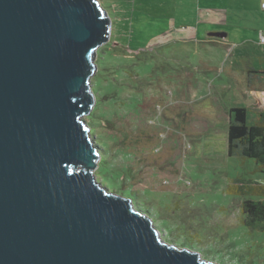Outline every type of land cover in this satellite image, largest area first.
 I'll return each mask as SVG.
<instances>
[{"label": "rangeland", "instance_id": "obj_1", "mask_svg": "<svg viewBox=\"0 0 264 264\" xmlns=\"http://www.w3.org/2000/svg\"><path fill=\"white\" fill-rule=\"evenodd\" d=\"M96 1L112 25L109 38L97 52L110 44L107 51L121 57L119 37L111 36L113 24L121 25V18L128 17L122 24L125 44L121 46H138L144 52L151 42V51L139 57L148 59L143 66L145 78L115 81L116 87L122 86L116 98L127 102V108L112 103L113 92L106 97L113 83L105 84L106 72L94 78L96 53L91 77L96 101L83 118L95 144H101L100 135L118 138L110 144L112 162L122 158L119 150L132 156L126 164L134 178L127 185L138 195L133 198L135 210L153 220L165 243L196 252L207 262L264 264V232L250 230L242 212V203L249 197L264 200L262 195L248 193L252 184L264 185V173L254 160L227 154L230 109L248 108L251 125L258 116L250 104L256 101L262 108V95L253 96L250 88L264 89V73H258L264 69V43L255 32L264 19V9L248 0ZM198 8L203 13L207 8L223 13L220 26L202 21L195 40L189 37V29L177 32L175 26L191 23L193 10ZM239 23L248 26L247 30L236 27ZM215 30L229 34L224 45L205 39L206 31ZM139 99L146 106L133 109ZM115 113L126 116L115 117L108 125L105 120ZM99 163L96 180L109 192L130 198L128 192L119 190L122 186L109 170L98 171ZM237 180L245 185V194L231 190Z\"/></svg>", "mask_w": 264, "mask_h": 264}, {"label": "water", "instance_id": "obj_2", "mask_svg": "<svg viewBox=\"0 0 264 264\" xmlns=\"http://www.w3.org/2000/svg\"><path fill=\"white\" fill-rule=\"evenodd\" d=\"M111 26L96 0H0V264H214L95 178L83 118Z\"/></svg>", "mask_w": 264, "mask_h": 264}, {"label": "trees", "instance_id": "obj_3", "mask_svg": "<svg viewBox=\"0 0 264 264\" xmlns=\"http://www.w3.org/2000/svg\"><path fill=\"white\" fill-rule=\"evenodd\" d=\"M111 2L115 0H110ZM126 8H129L127 3H131V1L125 2ZM124 4V3H123ZM127 10V9H125ZM196 9L193 10V18L190 20L191 23L189 24H183V22H180L179 25H176V29L179 28L181 32L189 28L190 26L195 23L196 19ZM186 13H190L186 11ZM122 14V12L120 13ZM128 19L127 18H121V25L120 22L117 26L113 24V32L111 36H114L117 34L119 37V41H116L117 44H119L118 51H122L121 57H118L114 55V52L107 51L109 50L108 47L110 44H107L101 49V51L97 52V66H98V72L95 79L100 76L101 72H106V83L109 84V82H113L111 84L112 89L107 92L106 97L112 96V92L114 94V100L112 101L113 104H119V105H125L127 102H124L122 100H119L116 98L117 92L120 88L116 87L115 81L119 80L121 77H125L126 80L129 82V79H132L133 82L136 80H140L141 78H145V66L148 64V59L143 57L142 59L139 58L142 54H147L148 51H151L149 47L151 46V42L149 43L148 48L144 52H140L138 50V46L127 47V46H121L122 44H125V32L122 28V24ZM186 21V19H184ZM188 21V20H187ZM121 28V30H120ZM122 33L123 35H120ZM135 48V49H134ZM129 52V53H128ZM126 53L128 55H126ZM130 53H133L134 55H130ZM131 57H134L131 59ZM118 59V61H116ZM133 60V61H130ZM111 67L113 69L111 70ZM111 70V71H110ZM108 71H110L112 74H109L108 78ZM189 77V76H187ZM95 81V80H94ZM139 82L136 83V86L138 87ZM136 87V88H137ZM110 98V97H109ZM109 100V99H108ZM139 103L140 99L138 100L137 106H135L133 109H138V107H145V103L143 102L141 105ZM127 108V107H126ZM258 116V120L256 124H248V108L244 107H233L229 111V126H228V138H227V154L229 157H239L242 159H251L254 160L257 164V167L260 171L264 173V109H261L258 105H254L250 107ZM140 112V111H139ZM124 117L126 115L121 113H115L111 118H109L106 123L108 125L111 124V122L114 120L115 117ZM101 141V144L96 143L97 146H100L98 150L101 154V160L100 165L98 168V171L100 169L110 171L115 177L118 185L121 184V188L119 190L128 192L130 198L133 201V198L135 196L138 197V195L131 191V186L127 185V181H131V179L134 178L133 171L129 168L127 161L132 158L130 156V153L124 150H119V153H121V159L119 162H112L111 156V145L113 142H116L118 138L116 135L110 134V135H100L99 136ZM113 145V144H112ZM113 152V151H112ZM236 186L235 188L231 189L235 193L245 194L246 187L245 185H242L240 181H236L234 183ZM249 194L256 193L257 195H262L261 197H264V185L259 184H252L250 186V189L248 190ZM249 194H247L249 196ZM242 212L244 214V224L250 228L252 231H259L264 232V200L263 199H252L248 198L243 201L242 203Z\"/></svg>", "mask_w": 264, "mask_h": 264}, {"label": "crops", "instance_id": "obj_4", "mask_svg": "<svg viewBox=\"0 0 264 264\" xmlns=\"http://www.w3.org/2000/svg\"><path fill=\"white\" fill-rule=\"evenodd\" d=\"M248 3L249 4L255 3L256 5H259L260 6L261 10H263L261 5L264 4V0H248ZM195 12H196V16H195V19H196L195 21L196 22L193 23L192 26H190L189 28H187V29H189V32H191L190 35H189V37L190 38H193L195 40L197 39V27L199 26V24L202 21L212 22L216 26H220V24H221L220 22H222L221 21V17H220V12L223 13L222 10H215L213 8L212 9L211 8H207V11L205 13H203V11L201 10V8H198V9H196ZM255 13H256V11H255ZM260 21H261V25L262 26L261 25L256 26L255 32L257 31V33L259 34V37H262V36H264V28H263L264 19H261ZM236 27L243 28V29H246L247 30V27L248 26L242 25V23H239L238 25H236ZM177 32H180V30H178ZM216 32H224V31H221V30H215V31H211V32H207L206 31V33H205V36H206L205 39L206 40H210V42H216L219 45H224L225 42H226V39H228V37H229V34L227 33L226 38H217V37L210 36V34L216 33ZM224 33H226V32H224ZM247 41H249V39H247ZM252 71H253V73L255 72V70H252ZM259 72L264 73V69L261 70V71H258V73ZM255 73H257V71ZM250 93L253 96L258 97V96L264 94V89L257 88V90H255V89H253V86H252V88H250ZM254 105H256V101L255 102H252L250 104V107L251 106H254ZM229 121H230V119H229Z\"/></svg>", "mask_w": 264, "mask_h": 264}, {"label": "built area", "instance_id": "obj_5", "mask_svg": "<svg viewBox=\"0 0 264 264\" xmlns=\"http://www.w3.org/2000/svg\"><path fill=\"white\" fill-rule=\"evenodd\" d=\"M262 8L264 9V4L261 5ZM261 43H264V37L262 36L261 37V40H260ZM261 101H262V108L261 109H264V94L261 96Z\"/></svg>", "mask_w": 264, "mask_h": 264}]
</instances>
